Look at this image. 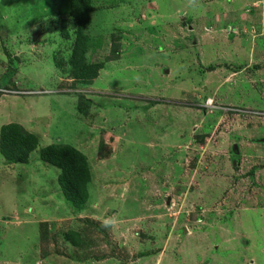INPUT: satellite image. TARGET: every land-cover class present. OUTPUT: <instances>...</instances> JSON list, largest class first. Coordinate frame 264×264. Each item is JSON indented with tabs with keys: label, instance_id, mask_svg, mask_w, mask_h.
Masks as SVG:
<instances>
[{
	"label": "rangeland",
	"instance_id": "rangeland-1",
	"mask_svg": "<svg viewBox=\"0 0 264 264\" xmlns=\"http://www.w3.org/2000/svg\"><path fill=\"white\" fill-rule=\"evenodd\" d=\"M92 2L85 84L70 0H0V134L39 140L0 151V264H264V0ZM56 143L88 160L81 207L40 157Z\"/></svg>",
	"mask_w": 264,
	"mask_h": 264
},
{
	"label": "trees",
	"instance_id": "trees-1",
	"mask_svg": "<svg viewBox=\"0 0 264 264\" xmlns=\"http://www.w3.org/2000/svg\"><path fill=\"white\" fill-rule=\"evenodd\" d=\"M116 0H104L106 5L114 7ZM125 1V0H117ZM94 7L92 0H70V16L76 20V39L71 54V69L73 78L85 84L92 83L99 77L104 68L102 63H89L86 59L88 36L85 31L90 26L91 11ZM68 22H62V35L68 36ZM213 69V68H211ZM7 89L0 86V94ZM77 109L79 113L88 115L91 102L85 97L78 98ZM0 151L8 162L25 163L30 159L31 153L38 147L37 136L14 123L4 125L1 129ZM40 157L46 163L60 171L58 182L67 201L76 207H81L89 201L88 184L91 182V172L88 160L77 148L71 145L51 144L41 148ZM74 245L82 241V235L77 231H68L66 234Z\"/></svg>",
	"mask_w": 264,
	"mask_h": 264
},
{
	"label": "clouds",
	"instance_id": "clouds-1",
	"mask_svg": "<svg viewBox=\"0 0 264 264\" xmlns=\"http://www.w3.org/2000/svg\"><path fill=\"white\" fill-rule=\"evenodd\" d=\"M4 94H10V93H9L8 90H5V91H3V94L2 95H4Z\"/></svg>",
	"mask_w": 264,
	"mask_h": 264
},
{
	"label": "built area",
	"instance_id": "built-area-1",
	"mask_svg": "<svg viewBox=\"0 0 264 264\" xmlns=\"http://www.w3.org/2000/svg\"><path fill=\"white\" fill-rule=\"evenodd\" d=\"M212 102H210V104H211Z\"/></svg>",
	"mask_w": 264,
	"mask_h": 264
},
{
	"label": "crops",
	"instance_id": "crops-1",
	"mask_svg": "<svg viewBox=\"0 0 264 264\" xmlns=\"http://www.w3.org/2000/svg\"><path fill=\"white\" fill-rule=\"evenodd\" d=\"M208 5V4H207Z\"/></svg>",
	"mask_w": 264,
	"mask_h": 264
}]
</instances>
